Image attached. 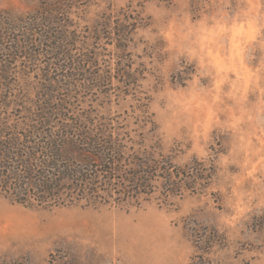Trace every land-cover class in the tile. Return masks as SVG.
<instances>
[{
    "label": "rangeland",
    "instance_id": "1",
    "mask_svg": "<svg viewBox=\"0 0 264 264\" xmlns=\"http://www.w3.org/2000/svg\"><path fill=\"white\" fill-rule=\"evenodd\" d=\"M41 1L0 0V11L19 18ZM74 4L79 28L108 17L131 31L114 55L125 71H110L102 51L107 81L78 109L143 135L127 158L153 151L145 159L208 177L167 199L157 183L141 208H27L0 197V264H48L58 251L78 264H264V0Z\"/></svg>",
    "mask_w": 264,
    "mask_h": 264
},
{
    "label": "trees",
    "instance_id": "2",
    "mask_svg": "<svg viewBox=\"0 0 264 264\" xmlns=\"http://www.w3.org/2000/svg\"><path fill=\"white\" fill-rule=\"evenodd\" d=\"M75 1L42 0L19 18L0 11V197L27 208H141L157 183L166 199L199 189L208 177L201 169L176 172L145 159L153 151L134 150L138 162L127 158L126 145L141 146L145 137L78 109L83 93L107 81L99 73L102 51L112 53L110 71H125L114 55L125 53L131 31L108 17L79 28ZM57 253L48 264H78Z\"/></svg>",
    "mask_w": 264,
    "mask_h": 264
}]
</instances>
